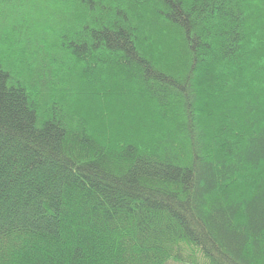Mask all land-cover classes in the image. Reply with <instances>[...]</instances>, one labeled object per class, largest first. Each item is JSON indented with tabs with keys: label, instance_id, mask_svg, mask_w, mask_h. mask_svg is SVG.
Here are the masks:
<instances>
[{
	"label": "trees",
	"instance_id": "1",
	"mask_svg": "<svg viewBox=\"0 0 264 264\" xmlns=\"http://www.w3.org/2000/svg\"><path fill=\"white\" fill-rule=\"evenodd\" d=\"M264 264V0H0V264Z\"/></svg>",
	"mask_w": 264,
	"mask_h": 264
},
{
	"label": "rangeland",
	"instance_id": "2",
	"mask_svg": "<svg viewBox=\"0 0 264 264\" xmlns=\"http://www.w3.org/2000/svg\"><path fill=\"white\" fill-rule=\"evenodd\" d=\"M170 264H180V263H176L175 261H171ZM183 264V263H182Z\"/></svg>",
	"mask_w": 264,
	"mask_h": 264
}]
</instances>
